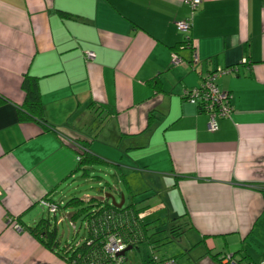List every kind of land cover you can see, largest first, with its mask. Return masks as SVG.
I'll return each instance as SVG.
<instances>
[{"label": "crops", "instance_id": "crops-1", "mask_svg": "<svg viewBox=\"0 0 264 264\" xmlns=\"http://www.w3.org/2000/svg\"><path fill=\"white\" fill-rule=\"evenodd\" d=\"M189 15L184 0H0V264H70L29 227L44 211L74 226L64 204L73 180L96 167L113 169L141 207L144 239L128 246L125 264L129 251L144 264L190 229L202 241L222 236L225 254L260 258L264 0H201L192 67L176 26ZM217 69L226 70L217 84L232 112L210 131L208 115L183 93ZM25 75L36 78L43 121L18 116ZM81 150L96 160L80 165ZM43 199L62 207L51 216Z\"/></svg>", "mask_w": 264, "mask_h": 264}, {"label": "trees", "instance_id": "trees-1", "mask_svg": "<svg viewBox=\"0 0 264 264\" xmlns=\"http://www.w3.org/2000/svg\"><path fill=\"white\" fill-rule=\"evenodd\" d=\"M178 46L181 48L188 47L185 40L180 41ZM22 88L25 92V99L18 110L19 118L21 120L36 119L43 121V108L37 92L36 78L25 75ZM151 118L152 113L149 114L148 121ZM95 160L88 151L81 150L80 165ZM258 188L264 192V186ZM137 203L131 200L126 205L124 203L121 207H116L106 197L95 198L92 196L87 199L78 196L70 197L64 207H73L72 218L82 217L86 229L84 239L80 243L62 244L58 238L56 224L49 217L40 218L34 226L29 227V231L47 248L55 251L70 264H108L111 258L105 252L104 245L109 233L117 232L127 246L132 247L144 239L143 231L146 226L141 221V207H138ZM179 229H181V225H171L169 227L170 236L172 238L180 237L183 231L178 232ZM231 256L236 262L241 260V258H235L234 254ZM213 257L222 263L223 255L221 252L213 253ZM149 258L151 259V256Z\"/></svg>", "mask_w": 264, "mask_h": 264}, {"label": "rangeland", "instance_id": "rangeland-1", "mask_svg": "<svg viewBox=\"0 0 264 264\" xmlns=\"http://www.w3.org/2000/svg\"><path fill=\"white\" fill-rule=\"evenodd\" d=\"M101 168L102 167H96L89 176L80 177L79 175V178L73 180L74 185L70 190L72 191V195L69 197L78 196L79 198H82L86 195L89 197H105L109 194L116 202H119L123 195L125 202L124 205L128 204L131 200L130 194L127 193L120 180L115 177L114 170L111 168H103L102 170ZM96 176H100L101 178H97ZM118 191H122L123 193L120 195ZM109 201L111 200L109 199ZM66 210L67 212L74 211L73 208H67ZM48 214L49 213L44 211L43 216L46 217ZM50 215L52 216L51 213ZM56 227L58 238L62 244H76L84 239L86 229L82 217L74 219V226L66 217L63 222L57 224ZM196 232L195 229H190L186 235H182L177 241L161 242L157 245L155 256L163 257V255H175L180 264H221L213 257V253L219 251L223 255V253L227 252V247L222 236H206L205 240L202 241L200 237L201 235L199 236ZM161 235H163V232H161ZM159 241L161 240H158L157 243H159ZM236 241H238L237 245L240 247L241 242L238 239ZM143 247L141 245V251ZM208 247H212L211 250H208ZM230 248L231 250L233 249V244H230ZM127 257L128 262L131 263L132 261L131 264L140 262V256L137 255L136 252L129 251ZM235 258L239 259V254H236ZM249 260L248 257H245L237 264H247Z\"/></svg>", "mask_w": 264, "mask_h": 264}, {"label": "built area", "instance_id": "built-area-1", "mask_svg": "<svg viewBox=\"0 0 264 264\" xmlns=\"http://www.w3.org/2000/svg\"><path fill=\"white\" fill-rule=\"evenodd\" d=\"M201 0H184L190 8V15L176 22L177 29L183 34V40L187 42L188 47L191 49V58L189 66H194L198 62V57L195 53L192 36H191V19L196 8L200 4ZM94 58L92 51H85V59L91 60ZM171 61L173 64H179L183 59L175 52L171 55ZM225 69H217L207 72L201 80L198 86L187 88L184 90V99L194 105L199 110L208 115V130H215L217 127V117H229L232 112V106L230 104L231 95L220 89L217 84V77L224 73ZM41 206L45 207L47 211L54 214L58 210V205L54 202H50L46 199L40 201ZM13 226L16 230H21V227L14 223ZM127 247V244L123 241V238L117 234V232H111L107 235L105 241V252L110 256L111 260L108 264H125L124 255H120V252ZM231 254H223L222 264H237ZM144 264H180L173 256L156 257L151 256ZM247 264H264V251L258 260H250Z\"/></svg>", "mask_w": 264, "mask_h": 264}, {"label": "water", "instance_id": "water-1", "mask_svg": "<svg viewBox=\"0 0 264 264\" xmlns=\"http://www.w3.org/2000/svg\"><path fill=\"white\" fill-rule=\"evenodd\" d=\"M105 197H106V198H109V199L111 200V201H110L111 204L115 205L116 207H121V206L124 204V198H123V195H122L121 200H120L119 202H116L115 199H114L111 195H109V194H107ZM128 249H129V247L127 246L123 251L120 252V255H124L125 252H126Z\"/></svg>", "mask_w": 264, "mask_h": 264}]
</instances>
